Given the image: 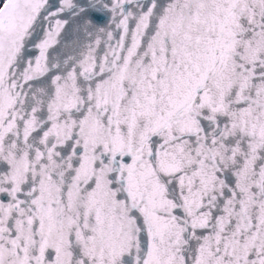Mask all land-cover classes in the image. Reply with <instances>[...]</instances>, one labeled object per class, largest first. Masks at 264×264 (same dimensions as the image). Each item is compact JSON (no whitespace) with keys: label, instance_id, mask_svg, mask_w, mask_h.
<instances>
[{"label":"snow or ice","instance_id":"1","mask_svg":"<svg viewBox=\"0 0 264 264\" xmlns=\"http://www.w3.org/2000/svg\"><path fill=\"white\" fill-rule=\"evenodd\" d=\"M0 264H264V0H0Z\"/></svg>","mask_w":264,"mask_h":264}]
</instances>
